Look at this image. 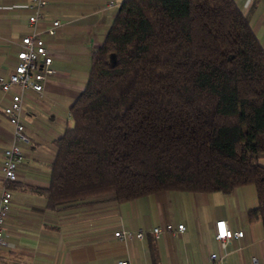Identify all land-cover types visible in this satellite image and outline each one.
Here are the masks:
<instances>
[{
	"label": "trees",
	"instance_id": "1",
	"mask_svg": "<svg viewBox=\"0 0 264 264\" xmlns=\"http://www.w3.org/2000/svg\"><path fill=\"white\" fill-rule=\"evenodd\" d=\"M69 115L26 185L47 207L252 184L264 229V48L235 0H123Z\"/></svg>",
	"mask_w": 264,
	"mask_h": 264
},
{
	"label": "crops",
	"instance_id": "2",
	"mask_svg": "<svg viewBox=\"0 0 264 264\" xmlns=\"http://www.w3.org/2000/svg\"><path fill=\"white\" fill-rule=\"evenodd\" d=\"M107 0H48L42 9L41 28L59 20L56 36H46L55 57L56 74L42 93L27 91L21 121L29 143L6 220L7 243L0 249V264H256L264 263V229L260 218L251 222L248 211L257 207L255 186L236 187L229 193L158 191L127 202L107 197L89 198L70 206L47 207L44 193L26 185L47 188L49 164L55 158L53 141L71 128L69 107L83 89L91 54L102 44L119 4ZM264 48V0H235ZM31 0H0V74L12 71L17 42L32 30L28 22ZM11 92L0 89V191L3 187V151L12 137L4 114ZM264 166V156L258 159ZM225 220L243 236L225 249L214 236V223ZM183 224L182 233L165 226ZM161 228L156 236L152 229ZM142 230L141 239L121 241L115 231ZM217 258L210 259L212 254Z\"/></svg>",
	"mask_w": 264,
	"mask_h": 264
},
{
	"label": "built area",
	"instance_id": "3",
	"mask_svg": "<svg viewBox=\"0 0 264 264\" xmlns=\"http://www.w3.org/2000/svg\"><path fill=\"white\" fill-rule=\"evenodd\" d=\"M47 3L48 0H31L28 4L30 10L28 22L33 28L17 42L18 50L12 64V71L6 75L0 74V89L5 93L11 92L10 102L3 111L13 128L11 141L3 151V187L0 191V249L7 243L6 220L11 204V192L8 186L20 177L18 167L23 158L22 145L29 143L21 121L22 104L27 99L28 90L42 93L45 85L50 83L56 74V70L52 67L55 55L49 47L46 36L57 35L56 29L60 26V21L53 20L51 26L47 28H41L39 25V21L42 19V9ZM116 4L117 0H107V6ZM164 229L167 232L182 233L185 227L183 224H178L176 227L167 224ZM152 232L158 236L161 228L155 227ZM113 236L126 242L134 238H143L144 231L120 229L115 231ZM214 236L220 247L225 249L231 240L241 238L243 231L230 229L227 222L220 219L214 223ZM215 258H217L215 253L210 256L211 260ZM115 264L131 263L127 259H121ZM250 264H256V260L253 259Z\"/></svg>",
	"mask_w": 264,
	"mask_h": 264
},
{
	"label": "rangeland",
	"instance_id": "4",
	"mask_svg": "<svg viewBox=\"0 0 264 264\" xmlns=\"http://www.w3.org/2000/svg\"><path fill=\"white\" fill-rule=\"evenodd\" d=\"M73 125V123L70 121V126H72Z\"/></svg>",
	"mask_w": 264,
	"mask_h": 264
}]
</instances>
